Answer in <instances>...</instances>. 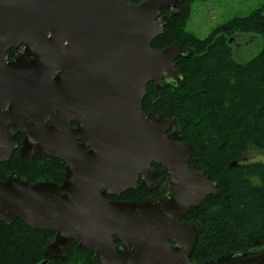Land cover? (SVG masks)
<instances>
[{"label":"water","instance_id":"95a60500","mask_svg":"<svg viewBox=\"0 0 264 264\" xmlns=\"http://www.w3.org/2000/svg\"><path fill=\"white\" fill-rule=\"evenodd\" d=\"M184 1L0 0V165L17 150L65 163L60 184L0 181L2 222L55 233L43 264L65 259L70 241L99 264H193L202 228L180 219L218 184L189 166L175 118L142 111L150 84L183 86L176 61L192 51L152 44L169 22L162 10L176 16ZM139 184L162 199L109 200ZM205 264H264V248Z\"/></svg>","mask_w":264,"mask_h":264},{"label":"trees","instance_id":"16d2710c","mask_svg":"<svg viewBox=\"0 0 264 264\" xmlns=\"http://www.w3.org/2000/svg\"><path fill=\"white\" fill-rule=\"evenodd\" d=\"M195 1L185 0L176 16L162 10L169 22L152 44L154 49L163 50L178 43L192 51V56L176 61L183 86L167 84L160 89L150 84L142 111L175 118L182 141L193 147L189 166L218 184L219 195L209 196L186 217L202 228L191 261L205 264L264 248V163L242 162L251 149L264 152V49L242 64L234 60L229 43L237 34L264 36V5L250 16L236 17L207 38L198 39L185 29ZM132 2L140 4L142 0ZM19 54L10 51L7 57L12 61ZM23 139L17 135L15 144L20 147ZM233 163L237 167H230ZM64 169L61 160L48 156L32 160L17 150L0 165V181L14 173L32 185L43 180L60 184ZM144 192L142 187L126 192L122 200L141 202ZM54 236L21 221L8 225L0 220V264H43L44 249ZM67 250L65 259L46 264H99L93 253L74 241L68 243Z\"/></svg>","mask_w":264,"mask_h":264},{"label":"rangeland","instance_id":"374dc122","mask_svg":"<svg viewBox=\"0 0 264 264\" xmlns=\"http://www.w3.org/2000/svg\"><path fill=\"white\" fill-rule=\"evenodd\" d=\"M264 0H198L191 9V17L185 24L186 32L198 39L210 36L216 28L236 17L245 18L260 10ZM264 14V11H263ZM233 58L238 63H248L264 49V36L237 34L230 38ZM264 163V152L249 150L243 161Z\"/></svg>","mask_w":264,"mask_h":264},{"label":"flooded vegetation","instance_id":"af4514ba","mask_svg":"<svg viewBox=\"0 0 264 264\" xmlns=\"http://www.w3.org/2000/svg\"><path fill=\"white\" fill-rule=\"evenodd\" d=\"M21 51H22V49H21L19 52H21ZM19 55H20V54H19ZM19 55H18V56H19ZM151 169L154 170V171H156V173H157V181H158V182L162 181L163 178H164V176H165L164 173H163V170H162V166L157 165V164H153V165L151 166ZM140 187H142V188L145 190L144 195H143V199L141 200V202H143V201H147V200H151V199H152L153 201L157 202V201H159L160 199H162V197H163V195H162V188H160L158 191H153V192H151V191L145 189L141 184H139L138 189H139ZM109 200H110V201H113V202H126V201H123V200H122V196H121L120 198H118V197H110ZM127 202H129V201H127ZM137 202H138V201H137ZM186 217H187V215L184 216L183 218H181V219H180V223H182V224H187V223H191V222H193V220H191V219H187ZM117 243L119 244V242H117Z\"/></svg>","mask_w":264,"mask_h":264}]
</instances>
